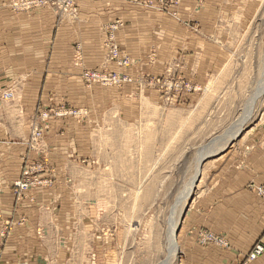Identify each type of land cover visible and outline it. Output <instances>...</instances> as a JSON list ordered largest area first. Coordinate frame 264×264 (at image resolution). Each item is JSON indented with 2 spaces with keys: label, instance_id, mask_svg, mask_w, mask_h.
Wrapping results in <instances>:
<instances>
[{
  "label": "rangeland",
  "instance_id": "1",
  "mask_svg": "<svg viewBox=\"0 0 264 264\" xmlns=\"http://www.w3.org/2000/svg\"><path fill=\"white\" fill-rule=\"evenodd\" d=\"M97 1L102 0H74L70 7H64V0H0V6L6 4L13 13L49 7L60 21L80 22L79 4ZM126 1L170 17L174 21L173 37L179 50L162 61L158 46H151L143 66L152 68L160 61L163 70L157 75L140 70L136 75L121 74L108 69L109 64L119 69L137 64L116 42L114 32L124 26L121 18L103 25V59L98 69L83 67L81 43L78 41L73 46L71 57L74 65L82 68L80 78L86 89L94 85L118 89L124 84L132 85L130 90L124 91V98L131 102L125 111L113 103L101 110L98 121L91 126L93 138L88 160L78 161L77 193L95 209L88 222L101 235L104 234L102 227H108L104 234L108 238L98 240L103 243L100 257L90 264H157L165 260L167 226L181 205V193L192 178L197 162L205 155L207 157L200 161V177L187 199L176 234L180 248L173 264H182L180 232L184 216L201 192L206 175L236 144L239 137L231 143L227 141L237 125L240 124L244 134L264 120V86L258 92L264 82V0H218L215 19L230 20L217 25L223 31L215 34L206 33L207 24L203 26L200 21V11L209 0ZM185 4L188 7H184ZM100 6L98 4L95 10H102ZM222 18L226 19L221 21ZM196 35L220 47L224 57L218 67H207L202 73L197 68V72L186 71L191 54L188 44L191 36ZM214 52L210 49L209 55ZM112 76L124 77V81L119 86L112 84ZM18 92L13 86L0 88V104L13 101ZM7 93L10 95L5 98ZM88 114V108L67 100L58 105L35 104L26 146L27 153L36 157L30 161L28 154L22 157L24 165L19 176L27 170L31 179L41 183L37 182L29 190L49 186L54 179L49 150L43 142L50 122L68 117L82 122ZM14 196L15 200L20 199ZM7 222L12 225L11 221ZM24 222V217L18 221L19 224ZM193 232L200 245L229 248V241L222 233L206 227ZM259 242L263 243L255 244ZM250 250L246 262H250Z\"/></svg>",
  "mask_w": 264,
  "mask_h": 264
},
{
  "label": "crops",
  "instance_id": "2",
  "mask_svg": "<svg viewBox=\"0 0 264 264\" xmlns=\"http://www.w3.org/2000/svg\"><path fill=\"white\" fill-rule=\"evenodd\" d=\"M125 1L82 2L80 22L60 21L49 7L13 13L6 4L0 6V88L19 90L13 101L0 104V232L7 221L12 224L4 240L0 238V264H90L100 257L103 243L98 240L108 238L104 235L108 227H102L101 235L88 222L95 209L77 193L78 161L88 160L91 126L101 110L113 103L125 111L131 102L124 98V91L132 85L86 89L80 78L82 68L75 66L71 57L73 46L81 43L83 67L98 69L103 59V25L121 18L124 26L114 32L116 42L137 64L127 69L109 64L108 69L121 74L136 75L140 70L157 75L163 70L160 61L152 68L143 66L151 46H158L162 61L179 50L170 17ZM217 1H207L200 11L206 33L222 32L217 25L230 20L215 19ZM98 4L102 10L96 11ZM188 46L191 54L186 71L197 68L202 73L207 67H218L224 57L216 43L197 35L191 36ZM210 49L215 50L212 55ZM65 100L88 108V117L82 122L69 117L50 122L43 142L49 150L53 182L15 200L11 183L21 173L22 157L28 154L29 161L36 157L27 153L26 146L34 106L38 102L58 105ZM256 187H264V120L242 132L228 154L206 175L201 192L184 216L182 264H264V253L245 261L257 241L264 243V202L257 196ZM21 217L24 224L18 223ZM200 227L224 234L229 248L198 244L193 230Z\"/></svg>",
  "mask_w": 264,
  "mask_h": 264
},
{
  "label": "bare ground",
  "instance_id": "3",
  "mask_svg": "<svg viewBox=\"0 0 264 264\" xmlns=\"http://www.w3.org/2000/svg\"><path fill=\"white\" fill-rule=\"evenodd\" d=\"M263 86H264V82L262 83V86L260 87V89L258 90V92H260L261 91V89L263 88ZM256 95V94H255ZM252 97V96H251ZM249 98V97H248ZM253 98V97H252ZM254 99V98H253ZM251 101V100H250ZM249 101V102H250ZM252 102H253V100H252ZM251 105H252V103H251ZM247 108H248V106H247ZM243 116V115H242ZM246 116V115H245ZM247 116H250V114L249 113H247ZM247 116H246V118H247ZM245 118V117H244ZM241 119V118H240ZM243 120V119H242ZM240 121V122H243V121ZM245 120V119H244ZM246 122H248V120L246 121ZM245 123V122H244ZM237 125V124H236ZM240 125V124H239ZM239 125H237L238 126V128L236 127V129L234 130V131H232V133H231V135H230V138L228 139V141H227V143H231L233 140H235V139H237L241 134H242V132H243V128L241 129V126L239 127ZM228 136V135H227ZM226 136V137H227ZM237 136V137H236ZM225 137V138H226ZM229 137V136H228ZM235 138V139H234ZM223 141V140H222ZM226 142V141H225ZM223 144V143H222ZM213 152H215V151H213ZM208 154V153H207ZM206 154V155H207ZM205 157H207V156H205V155H203L200 159H199V161L197 162V165H196V167H195V171H194V173H193V175H192V178H190L189 179V181H188V184H186V186L184 187V191L181 193V205H180V207L178 208V210H176L177 212L172 216V218L170 219V221H169V224H168V226H167V240H166V245H167V250H166V252H167V257L165 258V260L163 259V261L162 262H160V263H157V264H173L174 262V260L176 259V257H177V254L179 253V244H178V242H177V239H176V234H177V231H178V228H179V224H180V221H181V219H182V217H183V215H184V213H185V206H186V204H187V199H188V197H189V195H190V193H191V190H192V188L194 187V183H197V181H198V177H200V174H201V170H202V166H201V162H202V160L205 158ZM201 161V162H200ZM179 194V193H178ZM174 206H172V208H173ZM171 208V209H172ZM175 209H177V208H175ZM173 212H174V210H173ZM172 213V212H171ZM170 213V214H171Z\"/></svg>",
  "mask_w": 264,
  "mask_h": 264
},
{
  "label": "built area",
  "instance_id": "4",
  "mask_svg": "<svg viewBox=\"0 0 264 264\" xmlns=\"http://www.w3.org/2000/svg\"><path fill=\"white\" fill-rule=\"evenodd\" d=\"M74 0H64V7L67 6H71L72 2ZM121 81H124V77H117V76H112L111 77V82H113L112 84H116L117 86H119V84L121 83ZM9 93L5 94V98L9 97ZM37 182H39L37 179L33 180L29 177V173L27 172V170H25L22 175H20L18 178H16L15 180L12 181L11 183V190L12 192L18 196V198H20L22 195H24L31 187H34ZM41 183V181L39 182ZM256 192L259 194V196H261L262 200L264 201V188L263 187H256ZM10 224L8 222L5 223V225L3 226L1 232H0V238L1 240H4V238L7 235V232L10 228ZM211 238H213V235H210ZM214 240H219L220 239H214ZM2 252V243L0 242V255ZM264 253V244L263 243H257L255 244V246L250 250L249 252V259L250 261H253L255 259H257L260 255H262Z\"/></svg>",
  "mask_w": 264,
  "mask_h": 264
}]
</instances>
